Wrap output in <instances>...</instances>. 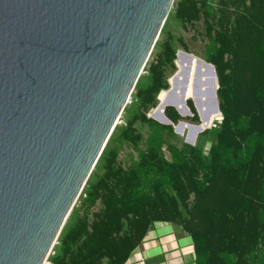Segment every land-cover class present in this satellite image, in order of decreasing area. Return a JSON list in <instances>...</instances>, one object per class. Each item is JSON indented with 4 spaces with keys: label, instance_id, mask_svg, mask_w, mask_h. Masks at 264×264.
I'll return each mask as SVG.
<instances>
[{
    "label": "trees",
    "instance_id": "trees-1",
    "mask_svg": "<svg viewBox=\"0 0 264 264\" xmlns=\"http://www.w3.org/2000/svg\"><path fill=\"white\" fill-rule=\"evenodd\" d=\"M174 11L183 28L203 27L204 60L220 86L215 140L207 152L169 144L172 127L148 117L169 89L167 71L176 68V41L167 36L119 131L137 160L123 167L112 136L52 264H127L157 223L192 238L193 264H264V0H177ZM188 100L184 111L167 104L164 113L168 106L183 117L195 113ZM166 113L179 122L173 108ZM137 124L148 128L147 137Z\"/></svg>",
    "mask_w": 264,
    "mask_h": 264
},
{
    "label": "water",
    "instance_id": "water-1",
    "mask_svg": "<svg viewBox=\"0 0 264 264\" xmlns=\"http://www.w3.org/2000/svg\"><path fill=\"white\" fill-rule=\"evenodd\" d=\"M175 1L0 0V264L50 262Z\"/></svg>",
    "mask_w": 264,
    "mask_h": 264
},
{
    "label": "rangeland",
    "instance_id": "rangeland-1",
    "mask_svg": "<svg viewBox=\"0 0 264 264\" xmlns=\"http://www.w3.org/2000/svg\"><path fill=\"white\" fill-rule=\"evenodd\" d=\"M176 1H175V3H176ZM217 1L218 0H212V4L213 5L216 4ZM174 7H175V4H174ZM174 7L171 10V13H170V15H169V17L165 23V26H164L162 33H161V36L158 40V43L156 44V47H155V49H154V51H153V53L149 59V62L147 64L145 71H144L143 75L141 76L140 80H143V77L147 76L148 68L150 67V64L154 61L156 54L160 50V46H161L162 42L165 40V38L167 36H172L175 38L176 48L178 50L177 55L179 52L183 51L189 55H192L194 57H197V58L204 60L205 46L207 44V40L203 35L202 25L201 24L195 25L194 27H188L187 29L183 28V26L178 21H176L174 18V13H175ZM183 45H184V47L185 46L187 47V51L184 50ZM175 67H176V65H175ZM176 72H178L177 67L175 69H169L167 71L168 82L176 74ZM136 91H137V87H136V89L132 95L130 103L127 105V107H126V109L122 115V119H121L120 124H118L114 134L112 135L113 138L116 140V142L112 143V145L117 146L120 149L118 159H119L120 164L123 167L130 166L131 163L133 161L137 160V157H138V154H137V152H135L133 146H131L130 144H128L126 142H122L119 139V131L124 126L123 122L126 123L130 117V110L132 109V106H133V101L135 98ZM164 91H168V89L164 90ZM189 101L192 102L194 109H195V113H192L191 110L189 109L190 115L186 116V117H182L175 108L167 107V109L173 108L176 111V113L179 115L180 120L177 123L172 122L171 127L173 129V134H168V133L165 134V139L167 140V142L169 144H175L177 146H182V145L188 144L189 139L194 138L195 139V146L204 150V152H207L209 150L211 144L215 140V128L217 127L216 124L220 122L221 118H216V119L214 118L215 120L210 125V128H208L202 132H198L197 127L201 125L200 116H199L198 111L195 107L194 101L188 100V102ZM188 102H187V104H188ZM158 104H159V100L157 99L156 106L148 112V117L154 121H156V119H154L152 117V113L155 111ZM209 105L211 107L213 106L212 99H210ZM167 109L165 110V117L167 119H169V117L167 116V113H166ZM162 121L164 122L165 119H163ZM182 123H186V124L189 123L188 125L190 126V129L189 130L183 129L181 126ZM136 129L138 132L143 133L145 135V137H147V133H148L147 127H141L140 124H137ZM96 168H97V166H96ZM96 168H95L94 172L92 173V175L101 173V171H98L99 169L96 170ZM79 203L80 202H78L76 207L79 206Z\"/></svg>",
    "mask_w": 264,
    "mask_h": 264
},
{
    "label": "bare ground",
    "instance_id": "bare-ground-1",
    "mask_svg": "<svg viewBox=\"0 0 264 264\" xmlns=\"http://www.w3.org/2000/svg\"><path fill=\"white\" fill-rule=\"evenodd\" d=\"M203 61L183 51L178 53L176 60L178 74L169 81L172 89L171 91L168 90L169 92L163 91L160 94L159 104L152 113V117L159 120L167 119L164 113V108L167 104H172L179 110L184 111L186 109V100L191 98L202 117V123L197 127L198 132L209 128L216 118H221L216 96L214 97L217 101V112H212V107L209 105V101L212 99L210 83L212 78L209 77ZM188 124L182 123L181 126L183 129L189 130L190 126Z\"/></svg>",
    "mask_w": 264,
    "mask_h": 264
},
{
    "label": "crops",
    "instance_id": "crops-1",
    "mask_svg": "<svg viewBox=\"0 0 264 264\" xmlns=\"http://www.w3.org/2000/svg\"><path fill=\"white\" fill-rule=\"evenodd\" d=\"M193 240L177 227L157 223L144 243L130 259V264H193Z\"/></svg>",
    "mask_w": 264,
    "mask_h": 264
},
{
    "label": "built area",
    "instance_id": "built-area-1",
    "mask_svg": "<svg viewBox=\"0 0 264 264\" xmlns=\"http://www.w3.org/2000/svg\"><path fill=\"white\" fill-rule=\"evenodd\" d=\"M55 254V252L52 253V256ZM48 264H52L51 261ZM130 264V261L127 263Z\"/></svg>",
    "mask_w": 264,
    "mask_h": 264
}]
</instances>
